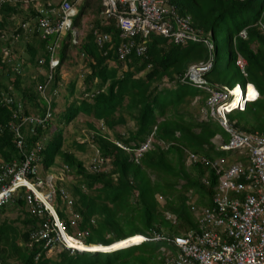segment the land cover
I'll return each mask as SVG.
<instances>
[{"label":"trees","instance_id":"16d2710c","mask_svg":"<svg viewBox=\"0 0 264 264\" xmlns=\"http://www.w3.org/2000/svg\"><path fill=\"white\" fill-rule=\"evenodd\" d=\"M90 1L93 0L81 2L70 20L72 27L80 26L78 20L89 8L93 9L92 14L100 15L102 0H94L93 6H89ZM60 2L46 0L44 8L59 6ZM29 3L0 0V161L19 165L24 158L14 149L13 133L8 128L17 115L27 114V107L40 116L47 111L51 113L53 119L45 122V129H37L34 136L27 138L29 146L25 142L23 152L27 154L40 138L41 143L44 140L52 143L49 163L41 159L42 171L55 166L54 159L58 157L66 173L74 178L68 187L57 183L53 204L67 236L76 240L70 243L83 250L71 248L84 252L62 247L53 250L51 258L48 253L52 248L43 249L41 241L31 240L30 233L44 222L46 212L43 211L42 217L30 215L21 189L7 209H17L24 215L21 221L24 231L18 234L11 225L0 221V261L5 264H162L166 251H173L171 246L163 241L140 243L141 238L150 239L154 233L172 238L196 232L190 207L196 210L209 207L217 185L216 176L206 165L186 164V153L208 161L223 158L228 163L237 159L242 164L245 162L236 154L231 160L229 152L218 150L211 143L216 135L226 142L227 135L213 119L200 117L202 111L206 113L208 95L178 83L189 65L206 60L205 46L189 41L175 45L152 33L144 39L136 35L133 49L145 45V52L138 55L132 52L124 62L115 61L113 50L119 42L118 31L113 22L104 23L96 18L91 24L93 28L86 29L79 43L69 32L61 38V43L50 36L54 37L50 45H60L58 51H52L44 42L47 35L35 28L39 16L33 7L36 3L32 1L33 6ZM164 7L171 18H188L190 27L202 31L203 36L208 34L213 46L212 69L204 75L208 85L231 87L249 83L255 87L259 99L246 105L242 112L234 111L227 119L235 129L264 136V0H165ZM16 19L19 21L13 28ZM95 29L111 35V51L105 52L106 46L100 50L94 45ZM241 30H244L243 38L237 37ZM223 49H227L228 55L224 75L219 79L214 75L215 62ZM73 50L82 59L85 71L78 76L81 82L78 98L74 97L73 83L68 85L67 96L73 100L64 103L61 123L67 125L77 115L88 118L84 123L98 152L95 160L102 161L99 167L105 171H93L90 161L83 165L70 152L61 151L59 128L53 129V137L46 134L56 114L53 100L63 82L60 75L64 73V65L72 64L68 53ZM53 55H57L56 63L49 69ZM237 55L244 60L245 76L234 64ZM27 66L33 70L41 67L45 73L24 77ZM48 70L51 78L46 82ZM139 73L142 76L138 77ZM251 91L254 90L248 87L247 97H251ZM47 97L49 101L45 102ZM233 106L238 107L235 103ZM128 122L131 128L127 127ZM98 123L110 136L98 130ZM116 127H122L123 131H115ZM151 133L153 142L137 162L132 154L113 143L129 148ZM51 137L52 141H48ZM72 145L77 151H84V142L73 141ZM61 190L70 196V206L61 197ZM2 208L0 214L6 209ZM92 247L98 250H87ZM37 254L39 258L35 261Z\"/></svg>","mask_w":264,"mask_h":264},{"label":"built area","instance_id":"2783aa9c","mask_svg":"<svg viewBox=\"0 0 264 264\" xmlns=\"http://www.w3.org/2000/svg\"><path fill=\"white\" fill-rule=\"evenodd\" d=\"M34 1L41 15L37 29L43 35L61 33L68 28L69 19L74 14L69 2L61 0L58 10L54 12L51 9L45 10L41 4L43 0ZM164 5L165 0H102V14L104 18L114 22L121 40L131 39L136 35L144 39L152 33L170 39L174 44L189 41L202 43L206 47L207 59L201 64L191 65L180 82L208 95L205 101L207 113L228 135L227 142L218 144L217 149L242 156L245 162L242 164L237 159L228 163V160L223 158L208 161L186 153L187 165L204 164L216 176L217 185L210 205L197 210L190 207L196 232L172 238L154 233L152 238L143 240L163 241L171 246L173 251L165 252L162 264H264V136L257 132L237 131L226 122L224 113L230 108L228 101L233 97L231 91L225 87L207 85L203 78L212 66L210 39L203 37L200 30L191 28L188 18H171ZM51 15L55 16L53 21L50 20ZM170 20L173 21L172 24ZM238 37L243 38L244 31H240ZM109 41V34H96L94 37L97 48ZM131 48L132 42L127 45L120 43L115 49L118 60L123 61ZM143 51V46L135 48L136 54ZM242 63L239 58L236 60V65L240 68ZM244 96L245 92L243 100ZM202 114L205 117V112ZM17 118L18 115L14 119ZM46 118L47 115L42 118L29 116L22 118L21 123L43 126ZM21 123L12 125L10 129L13 133V146L24 158L19 165L0 161V207L8 203L17 190L23 189L29 214L40 217L45 208L36 198L35 190H50L53 179L51 176L43 179L37 177L35 165L41 159V145L40 142H35L27 154L23 152L26 144L19 130ZM27 144L29 146V143ZM149 145L150 140L146 139L135 150V162ZM116 146L121 148L119 144ZM32 162H35L33 166ZM101 163L100 159L93 160L90 168L96 170ZM49 195L45 196L46 199ZM61 235L62 229L56 222L44 221L29 237L36 242L41 241L43 249L50 250L53 247L66 248ZM0 264L5 263L0 261Z\"/></svg>","mask_w":264,"mask_h":264},{"label":"rangeland","instance_id":"374dc122","mask_svg":"<svg viewBox=\"0 0 264 264\" xmlns=\"http://www.w3.org/2000/svg\"><path fill=\"white\" fill-rule=\"evenodd\" d=\"M21 1L25 5L26 3H29L31 0H21ZM51 1L57 2V0H51ZM88 3H89V6H93L95 4L94 0L90 1ZM29 5L33 6L32 1L29 3ZM80 6H81L80 2L75 3L76 9H78ZM91 10H93V9L92 8L87 9V11H86L87 13H85L83 16H81L80 19L78 20L80 26H77L74 28L76 31L74 38H77L76 39L77 43H79L80 38H82L85 35V33H86L85 31H86V29H88L87 27L89 26V24L96 18L100 19V16L97 14H92ZM70 20L72 21L73 19L71 18ZM17 21H19V19H16V21L14 20V22H13L14 26L12 25L13 28H15V26L17 25V23H16ZM65 33L63 35H61V38H63V39L65 38V36H64ZM71 35H72V32L70 33L69 36L71 37ZM61 38L59 39L58 43H61L60 42ZM44 42L47 43V45H50L52 42H54V37H49ZM59 49H60V45H57L56 50L58 51ZM68 54L71 56L72 64H69L66 67L64 65L63 69H64V73H65L64 75H65L66 80H63V82L61 83V87H60V90L58 92V96L56 98H54V100H53L54 105H55L54 112H56V114L54 115V117H55L54 121L50 122V128L48 131H46V134H47V137H49V135L53 134L54 128H55V130L59 128L62 132V143H61V148H60L61 151L70 152L75 158H77L79 161H81L83 163V165H85L87 162L90 161V159L92 158V156L94 154V146L91 143V134L92 133L87 129V127L84 123V121L87 120L88 118L84 115H77L69 124L63 125V123H61L62 117L60 116V114L64 111V107H65L64 103L65 102L70 103L73 100L72 97L67 96V94L69 93L68 85L70 82L73 83L74 88H75L74 89L75 90L74 97L78 98L79 92H80L79 88H81V82H80V79H78V76L81 73H84L82 71H85L84 63L82 62L81 58H78L79 56L78 57L76 56L77 55L76 51L73 50V51L69 52ZM227 55H228L227 49L221 50L220 54H218V56H217V61L215 62L216 72H214V75L218 76L219 79H221L222 76L224 75V63L226 61ZM29 74L34 75L33 68L28 67L24 77H27ZM137 76L138 77L142 76V73H139ZM63 83H65V84H63ZM212 84H214V83H212ZM251 93H252L251 94V100H252L256 96V94L254 91H251ZM197 101H199V100L194 99V102H197ZM238 103H239V100L236 104L238 105ZM27 109L33 110V109H30L29 107H27ZM127 127L131 128V123L128 122ZM97 128H98V126H97ZM114 130L117 132H122L123 128L122 127H116V128H114ZM108 136H110V134H108ZM52 137H53V135H52ZM52 137L48 141H52ZM73 141H77L78 143L84 142L85 143L84 151H77L76 148L72 145ZM48 143L49 142L46 143V140H44V142L42 143V148L45 150H43V152L41 153V158H43V160H45L46 163L47 162L49 163V161L51 160V154L53 152L52 143L51 144L50 143L48 144ZM215 143L216 144L219 143V140H216ZM54 162H55V165H57L54 167V170L56 171L54 174H55V176L62 178L61 184H63L64 187H68L69 185H72L74 183V178L70 177V175L65 173V169L63 166L60 165V161H59L58 157H55ZM38 170L40 173H42V165L41 164L38 165ZM8 207H10L9 204L5 205L4 208H2V209H5V208L6 209L3 211L2 214H0L1 215L0 221H4L6 224L11 225L13 228H15V230L18 232V234H22L24 231V228L21 224V221H22L24 215L22 213H20L17 209H9L8 210L7 209ZM19 242H20V240H19V235H18V239L16 240V244L19 245ZM93 249H96V247H92V248H89L87 250H93ZM53 250L58 251V248L52 249L51 252H53ZM51 252L48 254L51 256V258H53L54 252H53V254Z\"/></svg>","mask_w":264,"mask_h":264},{"label":"clouds","instance_id":"9594fccd","mask_svg":"<svg viewBox=\"0 0 264 264\" xmlns=\"http://www.w3.org/2000/svg\"><path fill=\"white\" fill-rule=\"evenodd\" d=\"M32 1H34V0H32ZM35 2V1H34ZM36 3V2H35ZM33 7H35V9H36V12H38V7H37V5H35V6H33ZM44 7V6H43ZM53 7V8H52ZM52 7H49V9H51V10H53L54 12H56L57 10H58V6H52ZM48 8L46 9L45 8V10H49ZM72 9H73V11H74V14L70 17V19L72 18L73 19V17H74V15H75V13L77 12V9L75 8V6H72ZM39 14V13H38ZM100 22H104V23H107V21L108 22H113L112 20H110V19H106V18H104V16H103V14H102V9L100 10ZM41 17V15L39 14V16L37 17V19H36V25H35V28H37L38 27V19ZM52 19V21L55 19V16L54 15H51L50 16V20ZM70 19H69V26H68V28L67 29H65L64 31H62L61 33H52V34H50V35H47L46 36V38H48V37H50V36H54V37H56L57 39H58V41H59V39L61 38V35H63L65 32L66 33H68L69 32V34L72 32V35H71V38H73V36H74V32H76L75 31V29H74V27H72V22L70 21ZM24 25L25 24H23V25H21V27H24ZM113 25H114V22H113ZM115 27V26H114ZM192 28V27H191ZM241 31H244V30H241ZM202 32V31H201ZM240 32V31H239ZM238 32V33H239ZM203 32H202V36H203ZM110 35V34H109ZM111 36V35H110ZM157 36V35H156ZM157 37H161V36H157ZM203 37H207V38H209V36H208V34H205V36H203ZM237 37H238V35H237ZM117 38H118V40H119V42H118V45L116 46V48L119 46V44L120 43H124V44H128L129 42H132L133 43V40H134V37H132L131 39H125V40H121L119 37H118V35H117ZM161 38H163V37H161ZM163 39H166V38H163ZM210 39V38H209ZM166 40H168V41H170L171 43H173L170 39H166ZM93 41H94V38H93ZM111 41H112V37H111ZM211 41V40H210ZM185 43V42H184ZM184 43H179V44H175V45H180V44H184ZM212 43V42H211ZM174 44V43H173ZM193 44H196V43H193ZM202 44V43H201ZM58 45V44H57ZM57 45H47L46 46V48L47 49H50V50H54V49H56L55 47L57 46ZM95 45V44H94ZM116 48H114V51H115V49ZM143 48H144V51L142 52V53H144L145 52V45L143 46ZM205 50H206V55H207V49H206V47H205ZM212 51H213V46H212ZM135 53V49H133V48H131L130 49V51H129V53L127 54V55H130L131 53ZM136 54V53H135ZM138 55V54H137ZM56 56L57 55H53L52 57H50V61H49V69H52L53 68V66H54V64L56 63ZM114 56V58H115V61L116 60H118V58H117V55L115 54V55H113ZM208 56V55H207ZM207 56H206V59H207ZM240 59L243 63H242V66H241V68L240 67H238L237 65H236V60L237 59ZM126 60V57L124 58V60L123 61H120V62H124ZM119 61V60H118ZM204 62V61H203ZM203 62H200V63H196V64H191V65H197V64H201V63H203ZM234 64H235V66L239 69V72L243 75L244 73V71H243V68H244V66H245V63H244V60L241 58V57H239L238 55L235 57V60H234ZM111 65H113V63L111 64ZM191 65H189L187 68H186V71H185V73L187 72V70H188V68L191 66ZM212 65H213V59H212ZM211 69H212V66H211ZM210 69V70H211ZM209 70V71H210ZM208 71V72H209ZM184 73V74H185ZM243 76H245V75H243ZM32 77H34V75H32ZM46 77H47V80H46V82H48L49 81V79L51 78V71L50 70H48L47 72H46ZM183 77V76H182ZM204 78V77H203ZM182 79V78H181ZM181 79L178 81V83L179 84H183V83H181L180 81H181ZM164 80V79H163ZM205 80V79H204ZM163 82H166L165 80L163 81ZM206 82V81H205ZM208 85V84H207ZM36 86H38V87H40V85H36ZM166 86H168L169 87V85H166ZM211 86H216V87H218L219 88V86H217V85H214V84H211ZM225 88H227L228 90H230L231 91V95H233V97H231V98H229V101H228V103H229V105H230V103L232 102V100L234 99V93H233V91H235V89H238V91H239V93H240V99H242L241 101H240V103H239V105H238V107H236L235 109H229L227 112H225L224 113V119L226 120V122L228 123V124H230L231 126H232V122H229L228 121V119H227V117H228V115H230L231 113H233L234 111H238V112H242L244 109H245V107H246V105H248V104H250V103H254V102H256L258 99H259V95H258V92H257V90L255 89V87L252 85V84H249V83H245L243 86H241L240 84H235V85H233V86H231V87H228V86H224ZM247 87H251L254 91H255V94H256V97H255V99L254 100H252V101H244L243 100V94H244V92H246L245 90L247 89ZM41 88H42V85H41ZM195 100H197V99H195ZM44 101L46 102V101H49V97H47V98H45L44 99ZM205 109H206V107H205ZM202 112H204V111H202ZM202 112H201V118L202 119H205L206 118V116L207 117H209V118H211L209 115H208V113H207V109H206V115H205V117H203V114H202ZM34 113V111H29V110H27V114H19L18 115V118L17 119H14L13 120V125H19L20 123H21V119L22 118H24V117H29V116H32V117H38V118H42L43 116H45V114L43 115V116H40L39 114H33ZM211 119H213V118H211ZM214 120V119H213ZM216 123H217V121L216 120H214ZM217 125H218V123H217ZM97 126H98V130L99 131H101V132H105L106 134L108 133V131H106L105 130V128L102 126V124L101 123H98L97 124ZM219 126V125H218ZM45 127H46V123H44L43 124V126H35V125H30L29 123H21V126H19V130H20V132L22 133V135L24 136V140H25V142H27L28 143V141H27V138H31L32 136H34L35 135V132H36V130L37 129H45ZM220 127V126H219ZM233 127V126H232ZM220 129L222 130V128L220 127ZM235 129V128H234ZM153 130H154V128H153ZM235 130H237V131H240V130H238V129H235ZM30 131H32V132H30ZM223 131V130H222ZM224 132V131H223ZM240 132H243V131H240ZM225 133V132H224ZM245 133V132H244ZM109 134V133H108ZM226 134V133H225ZM227 135V134H226ZM216 138H217V140H219V143H217L216 145L215 144H213L212 142V144L217 148V145L218 144H220V143H226V142H222L221 141V138H220V136L219 135H216ZM146 139H149L150 140V145H149V147H148V149L150 148V146H151V143L153 142V139H152V133L151 134H149L145 139H144V141H142V142H140V143H138L136 146H133L132 144H131V147H126V146H123L122 144H119L118 142H116V141H113V143L116 145V144H119L120 146H121V148L120 147H118V148H120L121 150H123V151H126L128 154H132V156H133V159H134V153H135V150L137 149V148H139V146H140V144H142V143H144L145 142V140ZM214 139V138H213ZM212 139V140H213ZM12 140H13V138H12ZM227 140H228V135H227ZM39 142H41V138H40V141ZM14 147V146H13ZM123 148V149H122ZM15 149V148H14ZM147 149V150H148ZM146 150V151H147ZM145 151V152H146ZM144 152V153H145ZM98 153V152H97ZM97 153H96V150L94 149V154H93V156H92V158L90 159V163H88L89 164V166L91 167L92 166V161L93 160H95L96 159V157H97ZM144 153H142L141 154V156L144 154ZM230 153V152H229ZM231 154V153H230ZM232 155H234V154H231V157H230V159L232 160L233 159V156ZM140 156V157H141ZM196 156V155H195ZM139 157V158H140ZM138 158V159H139ZM138 161V160H137ZM102 164V163H101ZM100 164V165H101ZM99 165V166H100ZM98 166V168L96 169V170H93V171H96V172H98V171H105V170H103V168H100ZM67 175V174H66ZM51 177H52V181H54V180H58V181H62V178L61 177H58V176H55V175H50ZM71 177V176H70ZM62 183V182H61ZM66 185V184H65ZM22 193H23V189H22ZM14 197L12 196V198L10 199V201L8 202V203H6V204H4V205H2L1 207H3V206H5V205H7V204H9L10 202H12V199H13ZM1 207H0V209H1ZM82 235H83V233H81ZM143 239H147V238H144L143 237ZM146 240H142L140 243H143V242H145ZM140 243H138V244H140ZM138 244H136V245H138ZM130 247V246H129ZM62 248V247H61ZM64 248V247H63ZM127 248V247H126ZM66 249H69V248H67L66 247ZM78 252H84V251H78ZM111 252H113V251H111ZM95 253H97V252H95ZM102 253V252H101ZM105 253V252H104ZM106 253H110V252H106Z\"/></svg>","mask_w":264,"mask_h":264},{"label":"bare ground","instance_id":"6f19581e","mask_svg":"<svg viewBox=\"0 0 264 264\" xmlns=\"http://www.w3.org/2000/svg\"><path fill=\"white\" fill-rule=\"evenodd\" d=\"M46 0H43L42 1V6H44L45 5V2ZM67 1V0H66ZM83 0H74L73 2L74 3H70L72 6H75V3L76 2H82ZM68 2V1H67ZM103 7V6H102ZM248 88V87H247ZM233 93H234V99L232 100V102L230 103V105H229V109H235V107L233 106V103H237L238 102V100H239V103H240V101L242 100V99H240V93H239V91H238V89H235V91H233ZM256 97V96H255ZM255 97L252 99V100H254L255 99ZM238 99V100H237ZM251 100V97H247V89H246V92H245V96H244V101H252ZM239 103H238V105H239ZM45 115H47V118H46V122L49 120V119H51L52 118V115H51V113L49 112V111H47L46 112V114ZM11 126H12V124H8V128H9V130H11L10 128H11ZM12 131V130H11ZM40 145H41V150H40V153H39V156L41 155V153H42V143L40 142ZM35 169H36V175H37V177H39V178H45V177H48V176H45L44 175V172L42 171V173L40 174L39 173V171H38V169H37V167H36V165H35ZM49 176L51 175V174H48ZM51 184V189L49 190V189H46V188H43V189H36L35 190V193H36V198L38 199V201H39V203L41 204V205H43V207L45 208V209H43V211L44 212H46V217H45V220L44 221H49L50 223H53V222H56V224H58L59 225V227L62 229V235H61V237H62V240H63V242H64V244L66 245V247L67 248H69V250H71V251H73V250H76V251H79V250H77V249H80L78 246H76V245H73V244H71V243H75V239H70L67 235H66V232L64 231V228H63V226H62V224H61V222L59 221V219H58V217H57V215H56V212H55V209H54V204H53V200H54V197H55V192H54V189H53V187H52V183H50ZM21 189H19V190H17L16 192H15V194L18 192V191H20ZM61 192V197L64 199V201H66V203H67V205L68 206H70L72 203H71V199H70V197H68V195H66L67 193L64 191V190H61L60 191ZM47 194H50L49 195V198L48 199H46V195ZM13 197H14V195H13ZM48 212H50V214L48 213ZM43 214V213H42ZM40 217H42V216H40ZM75 217H76V215H75ZM141 239H143V238H141ZM135 240V239H134ZM71 242V243H70ZM113 244V243H112ZM111 245V244H110ZM69 246H71V247H74V248H77V249H73V248H71V247H69ZM109 246V245H108ZM114 248V247H113ZM80 250H83V249H80ZM94 250H98V249H94ZM39 258V255H37L36 256V259H38Z\"/></svg>","mask_w":264,"mask_h":264},{"label":"crops","instance_id":"0c3cea01","mask_svg":"<svg viewBox=\"0 0 264 264\" xmlns=\"http://www.w3.org/2000/svg\"><path fill=\"white\" fill-rule=\"evenodd\" d=\"M16 21V20H15ZM93 23H94V21L93 22H91L90 24H89V26L87 27L88 29H92L93 28V26H91V24L93 25ZM117 31H118V29L117 28H115ZM75 33L76 32H74V35H75ZM92 34H93V38L95 37V35L96 34H109V33H105V32H102V31H100V30H97V29H95V30H93V32H92ZM75 36H73V39H75L74 38ZM77 39V38H76ZM55 41H56V43H58V39L55 37ZM111 36H110V41L108 42V43H105L101 48H100V50H102L103 48H105V46L107 47V48H105V52L108 50V51H111L112 49H113V46H111ZM110 49V50H109ZM113 55H115V51L113 50ZM35 72L37 73V74H39V75H43L44 73H45V70L43 69V68H41V67H36L34 70H33V73L35 74ZM61 74L63 75H60V78H62V80H66V78H65V73H63V72H61ZM217 140V138H216V136L214 137V139L213 140H211V142L213 143V144H215L216 145V143H215V141ZM43 143V142H42ZM42 152H43V150H42ZM40 158H41V155H40ZM42 159V158H41ZM41 159H40V161L36 164V166L38 167V165L39 164H41ZM55 166H57V165H55ZM55 166H51V167H49L48 168V171H43L44 172V175L45 176H49L48 174H51V175H55L54 173L56 172L55 170H54V167ZM60 166V165H59ZM65 173H66V171H65ZM58 182H60V181H58V180H54V181H52L51 183H52V187H53V189H54V192H55V195H56V191L58 190V185H57V183ZM61 193V192H60ZM68 197H70V196H68ZM71 199V198H70ZM54 209H55V206H54ZM56 212V211H55ZM57 215V214H56ZM1 216V215H0ZM58 217V216H57ZM76 217H78L77 215H76ZM59 219V218H58ZM60 221V220H59ZM42 224V223H41ZM39 226H40V224H39ZM65 231V230H64ZM66 232V231H65ZM67 235V234H66ZM54 248H57V247H53L52 249H54ZM57 250V249H56ZM58 250H59V248H58ZM37 255H39V254H37ZM36 255V256H37ZM38 259H36V257H35V261H37Z\"/></svg>","mask_w":264,"mask_h":264}]
</instances>
